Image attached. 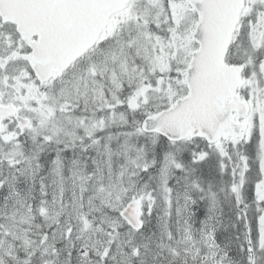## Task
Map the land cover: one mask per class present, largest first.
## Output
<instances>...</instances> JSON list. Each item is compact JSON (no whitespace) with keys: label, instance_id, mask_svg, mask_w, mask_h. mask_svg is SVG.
Returning <instances> with one entry per match:
<instances>
[{"label":"rangeland","instance_id":"rangeland-1","mask_svg":"<svg viewBox=\"0 0 264 264\" xmlns=\"http://www.w3.org/2000/svg\"><path fill=\"white\" fill-rule=\"evenodd\" d=\"M260 6L264 10V1ZM131 11L132 9H129L114 19L106 36L100 40V43L106 46L99 44L56 83L40 87L22 76L15 82L7 81L9 90L4 92V83L0 76V92L4 93L3 99L18 101L22 111L33 121L30 131L34 135L44 138H47V134L58 138L64 135L69 142L82 140L92 137L109 124L125 121L123 114L116 113L117 105L125 103L131 114L137 110L145 115L154 114L185 95L183 77L177 74L187 66L190 53L196 48L189 37L196 22L193 9L187 0H145L136 13ZM256 26L258 40L256 36H251V45H257L264 35L263 14ZM110 37L114 39L109 42ZM7 40L13 42L15 38L8 29H0L1 45L10 43ZM233 54L241 58L245 55L240 52ZM261 68L264 70V64ZM248 79V85L259 94L262 89L258 88L259 81L254 72L249 73ZM124 81L127 82L126 87L122 83ZM121 86L125 94H128L125 102L116 101V94L111 92V89L118 90ZM81 101L85 106L94 104L95 107L104 109L103 114L108 113L105 117L95 118L84 125L78 120L68 118L67 114L66 117L61 114L59 121L54 122L59 109L66 106L67 113L70 114L75 108V103ZM262 108L264 111V99ZM52 127L55 128L53 131ZM78 127L81 128L80 131ZM3 128L4 131H9ZM135 135L138 136V133ZM8 138L0 128V148ZM125 138L126 135H123V140ZM261 140L262 152L264 134ZM118 141L119 137H115V143ZM94 144L89 143L81 148L70 146V155H77L79 158L73 160L72 169L68 174L62 171L60 156L53 166L51 176L47 178L39 177L33 162H19L23 168L24 180L39 187L38 194L42 196V203L35 207L34 204L30 206L28 201L26 202L28 196H25L18 199L10 211L5 210V213L1 214L6 216L7 221L0 226V264H52L55 260V257H51L52 254L55 251L64 254L58 251L60 246L72 243L76 238L83 241L82 245L94 247L95 253L100 256L98 263L95 259H89L85 264H108L107 261L111 264H128L129 258L123 246L131 244V257H135L134 241L139 245L148 243L145 233L129 232L125 224H122L121 217L116 215L121 210L123 201H119L116 206L113 203V199L121 193L117 189L121 177L129 180V177L136 176L134 167L143 166L144 159L138 153V147L132 155H128L132 149H126L125 143L122 144L123 149H120L111 140L106 139L102 147L96 146L95 155L85 153L87 147H93ZM9 156L7 159L12 160L17 154L14 152ZM89 164L93 165V174L87 172ZM165 168L167 171L160 177L162 188L167 190L169 169L167 166ZM261 174L260 182L253 189L257 197L264 201V165L261 167ZM88 182L89 187L86 185ZM11 192L16 194L14 189H11ZM180 193L179 189L174 190L170 199L165 202L161 224L166 228V239L170 238L178 248L185 251L189 249L188 252L193 255H176L171 252L176 251L173 248L162 247L164 242L159 247L157 242L149 243L144 262L138 264H206V257L201 261L197 259V246L201 247V244L195 243L194 237L189 235L190 223L181 224L190 216V212L188 201L179 200ZM103 206H107L106 209L114 213L105 211ZM171 220L174 225L169 230L167 225ZM258 221L257 231L260 242L263 243L264 209ZM220 224L219 220L211 221L209 229ZM229 227L230 224L227 229ZM126 233L129 237H126ZM30 234H34L33 238H29ZM100 235L106 237L103 239ZM112 242L114 244L111 246ZM83 249L84 247H81L77 251H70L69 248L66 253L68 264L79 260ZM212 254L222 255L226 260L228 258L221 251ZM38 255H41L40 259ZM208 264L225 263L213 261Z\"/></svg>","mask_w":264,"mask_h":264},{"label":"water","instance_id":"water-1","mask_svg":"<svg viewBox=\"0 0 264 264\" xmlns=\"http://www.w3.org/2000/svg\"><path fill=\"white\" fill-rule=\"evenodd\" d=\"M17 0H0V11L7 16V10L16 5ZM39 1L34 11L18 19H8L17 24L18 31L27 39L42 32L37 45H30L33 52L27 58L40 81L48 75L56 76L64 62L75 53L71 47L83 48L97 35L103 27L107 13L105 7L95 0H31ZM198 14V23L193 37L200 44V49L192 53L189 68L185 71L189 96L175 104L169 112L160 114L155 119H146L144 130L154 131L165 136L169 141H178L186 133L183 127L188 123L187 117L201 121L197 128L206 135L215 132V113L225 109L228 93L233 80L239 76L236 67L228 68L224 63L226 49L238 19L242 0H196L191 2ZM14 15V14H13ZM71 17L75 26L67 32L56 29V23ZM32 23V26H27ZM88 29L85 35L78 30ZM63 41H60V39ZM62 44L61 47H57ZM65 50L63 51V49ZM235 88V87H234ZM218 102L223 103L221 107ZM6 114L2 113L0 119ZM217 127V126H216ZM209 138V137H207ZM235 202L241 208L240 189L242 187V169L234 172ZM133 228L137 227L136 217L126 216Z\"/></svg>","mask_w":264,"mask_h":264},{"label":"trees","instance_id":"trees-1","mask_svg":"<svg viewBox=\"0 0 264 264\" xmlns=\"http://www.w3.org/2000/svg\"><path fill=\"white\" fill-rule=\"evenodd\" d=\"M176 155L174 157V162H176V163L183 162L184 163V162L188 161V158L186 157L185 152H181L179 155H177V156ZM188 157H189V163H190L192 157H190V156H188ZM181 158H182V161H181ZM160 160L161 159H157V161H158L157 167L159 166ZM141 170H142V172H140L141 174H140V177L138 178V179H140L139 182H143L144 180H147L146 178L155 171V168L149 169V170H144V169H141ZM199 170H200V171H198V176H200L199 182L202 183L203 185H208L209 184L208 180H211V179L212 180H218L216 177L215 168L213 167L212 163H209V165L208 164L204 165ZM191 171L192 170H190V172ZM141 179H144V180L142 181ZM148 187H149V188H147L148 191H151V189H156L154 186H151L150 184L148 185ZM202 215H203V210H199L198 219L202 218ZM220 220H221V227H220L219 231H223L222 235L228 239L237 238V236H236V234H234V232H232L231 230H227V226H228V224H230L231 227L237 228L238 224L232 218L227 217V215L224 213L222 214ZM217 238H219V236H217ZM240 242L243 244L242 238H241ZM182 252L185 254L186 253L190 254L187 251L182 250ZM185 258H188V257H185ZM206 264H208V263H206Z\"/></svg>","mask_w":264,"mask_h":264}]
</instances>
